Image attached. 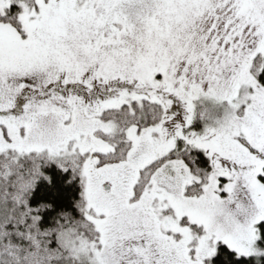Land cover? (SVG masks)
Instances as JSON below:
<instances>
[{"label":"snow or ice","instance_id":"1","mask_svg":"<svg viewBox=\"0 0 264 264\" xmlns=\"http://www.w3.org/2000/svg\"><path fill=\"white\" fill-rule=\"evenodd\" d=\"M0 264H264V0H0Z\"/></svg>","mask_w":264,"mask_h":264}]
</instances>
